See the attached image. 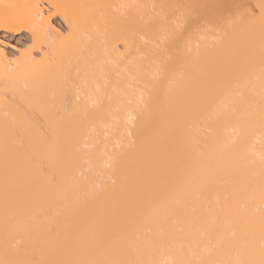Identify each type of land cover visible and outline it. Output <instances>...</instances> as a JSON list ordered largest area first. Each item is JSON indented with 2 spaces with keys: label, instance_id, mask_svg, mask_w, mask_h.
<instances>
[{
  "label": "bare ground",
  "instance_id": "obj_1",
  "mask_svg": "<svg viewBox=\"0 0 264 264\" xmlns=\"http://www.w3.org/2000/svg\"><path fill=\"white\" fill-rule=\"evenodd\" d=\"M0 31L32 42L0 50V264H264V0H0Z\"/></svg>",
  "mask_w": 264,
  "mask_h": 264
},
{
  "label": "rangeland",
  "instance_id": "obj_2",
  "mask_svg": "<svg viewBox=\"0 0 264 264\" xmlns=\"http://www.w3.org/2000/svg\"><path fill=\"white\" fill-rule=\"evenodd\" d=\"M46 11H48V9H46ZM60 20H58L57 17H52L51 18V23L58 29L57 32H59V36L60 37H63L64 35H66V30H65V27H64V24L61 22ZM29 35H27V33H22L20 35H17L15 38L12 37V34L10 33H5L3 31H0V50L3 51V53L5 54V56L7 57V60L9 62H12V61H15L16 59H18V57L20 56V53H25L28 49H30V47H32V42L31 40L29 39ZM119 53L123 52L122 50H120V47H119ZM117 52V51H116ZM118 53V52H117ZM110 61V60H109ZM112 62V61H111ZM110 62V63H111ZM75 87L76 88H79L80 90V87L78 86L77 87V83H74ZM75 88V91L77 90ZM78 90V91H79ZM77 93V92H76ZM81 93V92H80ZM77 95L79 96V93H77ZM81 95V94H80ZM77 96V97H78ZM82 96V97H81ZM78 99H82L83 98V95H81ZM129 102V101H128ZM131 102L128 103V106ZM95 105L94 103H92V106ZM131 106V104H130ZM131 111V110H130ZM132 113V112H131ZM125 114H128V113H125ZM132 114H130L131 116ZM125 116V115H124ZM127 116V115H126ZM133 117V116H132ZM132 117L130 118L129 115H128V119L130 118L132 120ZM134 120V119H133ZM128 134H130V132H127ZM131 135V134H130ZM130 135H126L127 138L128 136L130 137ZM115 143V141H114ZM118 143V142H117ZM118 148H119V143L118 145H116ZM116 147V148H117ZM107 164V163H105Z\"/></svg>",
  "mask_w": 264,
  "mask_h": 264
}]
</instances>
